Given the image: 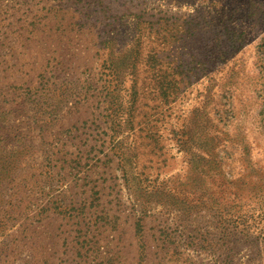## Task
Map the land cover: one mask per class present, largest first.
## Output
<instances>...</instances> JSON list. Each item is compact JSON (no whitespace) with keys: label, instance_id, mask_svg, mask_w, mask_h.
<instances>
[{"label":"rangeland","instance_id":"obj_1","mask_svg":"<svg viewBox=\"0 0 264 264\" xmlns=\"http://www.w3.org/2000/svg\"><path fill=\"white\" fill-rule=\"evenodd\" d=\"M264 264V0H0V264Z\"/></svg>","mask_w":264,"mask_h":264},{"label":"trees","instance_id":"obj_2","mask_svg":"<svg viewBox=\"0 0 264 264\" xmlns=\"http://www.w3.org/2000/svg\"><path fill=\"white\" fill-rule=\"evenodd\" d=\"M231 264H234L233 262H231Z\"/></svg>","mask_w":264,"mask_h":264}]
</instances>
